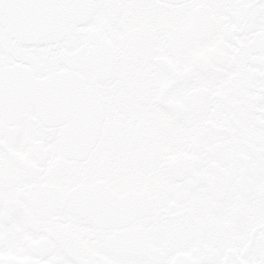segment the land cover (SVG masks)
Wrapping results in <instances>:
<instances>
[{"label":"snow or ice","instance_id":"obj_1","mask_svg":"<svg viewBox=\"0 0 264 264\" xmlns=\"http://www.w3.org/2000/svg\"><path fill=\"white\" fill-rule=\"evenodd\" d=\"M0 264H264V0H0Z\"/></svg>","mask_w":264,"mask_h":264}]
</instances>
